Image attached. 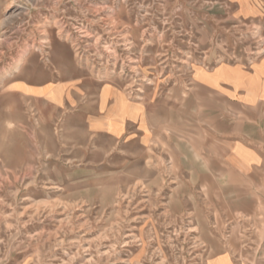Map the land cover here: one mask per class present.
<instances>
[{
    "label": "rangeland",
    "instance_id": "374dc122",
    "mask_svg": "<svg viewBox=\"0 0 264 264\" xmlns=\"http://www.w3.org/2000/svg\"><path fill=\"white\" fill-rule=\"evenodd\" d=\"M247 5L0 0V264H264V102L195 82L264 57Z\"/></svg>",
    "mask_w": 264,
    "mask_h": 264
},
{
    "label": "crops",
    "instance_id": "0c3cea01",
    "mask_svg": "<svg viewBox=\"0 0 264 264\" xmlns=\"http://www.w3.org/2000/svg\"><path fill=\"white\" fill-rule=\"evenodd\" d=\"M236 9L241 14L247 9L248 0H235ZM264 8V0H258ZM216 70L223 75L216 79V83H209L201 79H195L197 85L208 89L217 96H221L230 102H238L245 105H255L264 102V57L260 58L250 67L238 63L218 65L209 74H215ZM241 76V78L239 77ZM255 92L253 96L252 93ZM133 118L127 117V120ZM213 264H237L234 256L230 253H220L212 257ZM222 258V259H221Z\"/></svg>",
    "mask_w": 264,
    "mask_h": 264
},
{
    "label": "bare ground",
    "instance_id": "6f19581e",
    "mask_svg": "<svg viewBox=\"0 0 264 264\" xmlns=\"http://www.w3.org/2000/svg\"><path fill=\"white\" fill-rule=\"evenodd\" d=\"M18 65H19V64H18ZM18 65H17V66H18Z\"/></svg>",
    "mask_w": 264,
    "mask_h": 264
}]
</instances>
